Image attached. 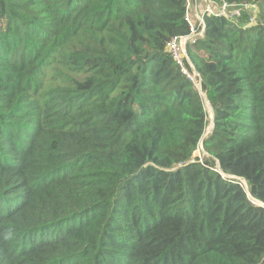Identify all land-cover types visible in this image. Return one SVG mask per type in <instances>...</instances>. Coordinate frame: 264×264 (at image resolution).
<instances>
[{
  "label": "trees",
  "instance_id": "16d2710c",
  "mask_svg": "<svg viewBox=\"0 0 264 264\" xmlns=\"http://www.w3.org/2000/svg\"><path fill=\"white\" fill-rule=\"evenodd\" d=\"M224 1L203 139L187 0H0V264H264V0Z\"/></svg>",
  "mask_w": 264,
  "mask_h": 264
},
{
  "label": "built area",
  "instance_id": "2783aa9c",
  "mask_svg": "<svg viewBox=\"0 0 264 264\" xmlns=\"http://www.w3.org/2000/svg\"><path fill=\"white\" fill-rule=\"evenodd\" d=\"M203 8L201 10V17L196 16L197 25H192L190 18L188 17V9L191 7V0H187V13L185 21L189 26V33L185 36L175 37L168 41L166 44V52L172 57L177 66L180 67L181 72L189 80L196 83L200 82L199 75L195 72L193 66L188 59L186 48L196 43L198 38L203 35L205 25L203 22L204 16L210 17H224L230 21L237 22L243 14L247 17L244 23L248 26H254L257 20V7L254 4H239L231 5L224 0H202ZM186 65L189 66L190 72L186 69ZM197 85V84H196ZM199 150V148H198Z\"/></svg>",
  "mask_w": 264,
  "mask_h": 264
},
{
  "label": "rangeland",
  "instance_id": "374dc122",
  "mask_svg": "<svg viewBox=\"0 0 264 264\" xmlns=\"http://www.w3.org/2000/svg\"><path fill=\"white\" fill-rule=\"evenodd\" d=\"M194 9H196V8L195 7H190L188 9V17L190 18V21H191L192 25L196 26L198 21H197V19L195 17L198 16L200 18L202 13H201L200 10H197L196 12H194ZM196 84H197L196 86L198 87L199 86V81H197ZM203 101H204V108H205V110H206V112L208 114V125H207V128H206L205 133H204V136L206 137L208 134H210V131H211L210 127L212 126L211 125V110H209L210 107L207 104L205 98H203ZM203 158H206V157H205V154L203 153V150L200 147V149L197 150L194 153V156H193L192 160L198 159L199 161H202Z\"/></svg>",
  "mask_w": 264,
  "mask_h": 264
},
{
  "label": "water",
  "instance_id": "95a60500",
  "mask_svg": "<svg viewBox=\"0 0 264 264\" xmlns=\"http://www.w3.org/2000/svg\"><path fill=\"white\" fill-rule=\"evenodd\" d=\"M197 89H198V91L200 92V94L202 95V98H205L206 99V96H205V94H203L202 92H201V80H200V82H199V86L197 87ZM206 102H207V104L209 105V107H210V109H211V127H210V129L212 130L213 129V111H212V108H211V106H210V104L208 103V101H207V99H206ZM205 137V136H204ZM201 145H202V141H201ZM216 171L217 172H219L220 174H222V172L220 171V169H219V165L218 164H216ZM223 176H225V175H223ZM230 179L232 178V179H237V178H235V177H229ZM241 183H242V185L244 186V188L247 190V185H246V182L244 181V180H242V179H238ZM244 183V184H243ZM261 207H264V204H262V203H258Z\"/></svg>",
  "mask_w": 264,
  "mask_h": 264
},
{
  "label": "crops",
  "instance_id": "0c3cea01",
  "mask_svg": "<svg viewBox=\"0 0 264 264\" xmlns=\"http://www.w3.org/2000/svg\"><path fill=\"white\" fill-rule=\"evenodd\" d=\"M191 7L196 8V9H194V12H196L197 10L201 11L203 8L202 0H191Z\"/></svg>",
  "mask_w": 264,
  "mask_h": 264
},
{
  "label": "clouds",
  "instance_id": "9594fccd",
  "mask_svg": "<svg viewBox=\"0 0 264 264\" xmlns=\"http://www.w3.org/2000/svg\"><path fill=\"white\" fill-rule=\"evenodd\" d=\"M201 80V79H200ZM197 87V86H196ZM206 111V110H205ZM207 113V112H206ZM208 115V114H207ZM207 128V127H206ZM211 132V131H210ZM205 133V132H204ZM204 136V135H203ZM203 139L205 138V137H202ZM200 147H201V149H202V145H201V142H200V144H199V149H200ZM203 150V149H202Z\"/></svg>",
  "mask_w": 264,
  "mask_h": 264
},
{
  "label": "bare ground",
  "instance_id": "6f19581e",
  "mask_svg": "<svg viewBox=\"0 0 264 264\" xmlns=\"http://www.w3.org/2000/svg\"><path fill=\"white\" fill-rule=\"evenodd\" d=\"M209 110H211L210 108H209ZM210 113V112H209Z\"/></svg>",
  "mask_w": 264,
  "mask_h": 264
}]
</instances>
